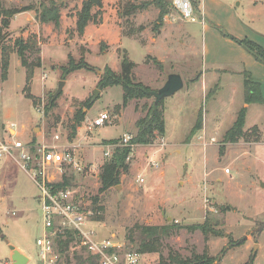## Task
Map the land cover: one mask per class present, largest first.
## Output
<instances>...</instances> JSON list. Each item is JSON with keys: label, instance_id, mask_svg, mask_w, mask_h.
Listing matches in <instances>:
<instances>
[{"label": "rangeland", "instance_id": "1", "mask_svg": "<svg viewBox=\"0 0 264 264\" xmlns=\"http://www.w3.org/2000/svg\"><path fill=\"white\" fill-rule=\"evenodd\" d=\"M42 1L45 0H0V10L31 7L28 11L36 18V9ZM54 1L62 3L59 28L41 23L37 18L33 25L25 24L19 17L14 19L18 13L9 18L4 44L12 46L20 36L35 35L37 41L43 42L38 54L42 64L34 69L25 89L26 69L17 54L10 53L7 76L4 80L0 78V141L12 140L14 131L7 129L10 124L15 125L20 133L18 138L23 142L29 139V142H35L34 128L39 129L37 136L42 132V140L46 143H52L54 134H58V143L62 146L86 135L87 138L80 140L83 145L76 155L81 171L71 168L67 172L74 176L71 185L77 198L92 212L94 221L88 223V227L103 238L123 244V249L128 252H136L141 227H160V250L140 253V264L156 263L170 252L184 258H189L192 252L206 253L208 257H218L217 264H264V129H259L258 142L240 139V144L233 143L230 150L226 149V144H221L224 131L231 125V116L241 109L244 99L242 92L239 94L236 90V86L240 89L239 84H242V77L236 71L244 69L245 65L251 68L250 63L255 60L237 40H250V37H256L254 29L264 27V0H199V9L200 4L203 5V18L196 12L194 22L185 13H182L184 17L177 11L169 15L164 20L165 25L172 27L181 22L189 31V48H185L188 55L184 58L178 57L182 52L177 39H168L172 31L169 27L160 40L141 46V42L157 35L152 29L159 12L156 6L145 9L143 16L137 15L143 10L129 18L118 14L128 1L138 4L151 0H101V9L92 8V12L100 10L101 20L89 24L100 27L106 23L111 35L124 38L120 46L109 47L110 39H101L98 35L95 45L89 49L79 42L80 35L75 28L76 14L84 0ZM190 1L197 7V0ZM202 19L205 27L200 25ZM140 26L143 29L138 31ZM129 30L136 32L128 35ZM122 50L136 64L133 69L135 79L149 90L159 89L170 73H179L185 87L161 100L166 129L171 133L170 144L158 137L149 145H134L127 161L128 169L119 175L120 188L112 186L100 191V167L108 159L103 157L105 140L120 142L124 135L133 136L135 121L145 115L147 106L154 101L153 97L134 99L116 109L123 99V89L119 85L100 90L92 101L103 69L109 66L120 70L119 51ZM149 52L158 57L157 61L162 60L161 67L158 68L152 57H146ZM69 55L75 63L83 57L92 69L81 68L62 79L61 66L67 64ZM26 56L33 59L37 55L26 53ZM204 61L206 63L202 64ZM260 66L256 75L261 79L264 99V65ZM201 70H207L208 77L210 71L217 73L202 96L198 94V84L190 82L199 78ZM61 80L65 81L62 92L55 105L45 113L44 106ZM27 92L39 96L36 106ZM86 100L92 104L83 109L84 120L73 134V116ZM192 106L194 113L197 112L193 115L196 118L192 125L201 116L208 123L212 137L202 138L198 135L199 130L188 133L189 128L184 131L176 127V119L178 125L183 124L177 117L178 110H181L180 116H185ZM251 108L248 124L254 121L257 109L256 106ZM105 110L110 115V122L86 130L89 121ZM240 146L244 149L240 150ZM13 153L17 155V151ZM225 168L232 169V173H225ZM38 195L29 174L10 156L0 160V264H12L9 245L26 253L27 264H39L36 239L42 235L43 225ZM93 197H97L94 210ZM207 218L218 235L210 232L204 235L200 230L188 229ZM161 227L166 228L165 231ZM53 248V264H76V256L83 257L87 253L76 240L63 251L55 240Z\"/></svg>", "mask_w": 264, "mask_h": 264}, {"label": "trees", "instance_id": "2", "mask_svg": "<svg viewBox=\"0 0 264 264\" xmlns=\"http://www.w3.org/2000/svg\"><path fill=\"white\" fill-rule=\"evenodd\" d=\"M154 5L158 8L159 12L155 20L154 26L152 27L153 32L156 34L159 32L160 27L163 24V18L167 15L172 7L169 0H151L143 1L138 4L128 1L123 10L118 12L119 16L129 18L140 10L147 9L149 6ZM101 9L102 2L101 0H84L81 10L76 14V32L79 35H82L85 27L89 23H99L100 19V10L92 12L93 7ZM61 8L62 3H57L54 0H45L39 3L38 8L36 9V18L39 22L44 24H52L54 28L60 27V18H61ZM30 8H21L13 10H0V78L4 80L7 76V70L9 65L10 53L15 52L20 60V63L26 69L27 73V83L25 89L28 88L29 81L33 75L34 69L41 66V57L40 54V45L37 41L35 35L27 36L26 38L18 37L13 42L12 46H6L4 44L5 39L8 37L7 28L9 25V18L14 14L28 11ZM143 26L138 28V31H141ZM136 31L129 30L128 35L134 34ZM237 42L245 48L252 56L259 62L264 64V48L255 42L248 39H240ZM120 53V70L115 71L111 67L106 66L103 69L102 74L99 77L97 82V88L102 90L107 87L119 85L123 89V99L122 104L117 105L116 109L125 107L131 100L142 99L150 97L147 92L150 91L147 86L135 79L133 74V69L135 63L132 62L125 50L119 51ZM26 53H34L37 56L33 59H30L26 56ZM80 62H74L72 57L68 56V62L66 65L61 66L62 70V79L68 73H71L75 70L81 68L92 69L85 59L80 58ZM152 61L159 67H161V62L157 61L156 58H151ZM27 96L32 99L34 106L37 104V98L32 96L30 92H27ZM56 100V99H55ZM55 100L49 98L48 103L44 106V112H48L54 105ZM244 102L249 103H262L260 86L257 82H252L249 79L244 80ZM92 102L86 100L83 102V105L77 108L73 118L74 122L71 125L72 133L75 134L77 128L80 127L82 121L85 117L84 108H89ZM245 115L246 109L241 108L237 113L236 119L233 122L232 126L223 134L222 145L225 143H236L240 139H243L246 142H258L259 141V129L257 126H253L247 130H244L245 124ZM136 133L133 135L130 143L134 145H149L153 141L162 137L165 133V122H164V110L162 107V102L157 104L154 101L147 106L146 113L144 116L139 117L135 121ZM202 127V117L199 116L190 130L189 133H195ZM117 140H105L104 144L107 143H116ZM223 148L220 147V151ZM131 152L130 146H120L117 147L110 158L104 160L101 165V170L99 172V178L101 181L100 191H105L112 186L119 184V175L122 171L128 169V164L126 161L127 156ZM73 174L65 172L63 178L60 182L51 185L53 191L64 189L68 186H72ZM97 202V197H93L92 205L93 210L95 209V203ZM96 208H100L97 206ZM94 221V220H93ZM211 221L207 218L203 223L194 224L188 227L190 231L200 230L204 235H207L209 232L213 235H218L212 228ZM160 227L157 226H144L140 228L139 237L137 240V249L136 253H151L158 252L161 248V235L159 233ZM163 231L166 228L161 227ZM164 233V232H163ZM78 238L73 231H66L64 236H57L56 242L60 250L63 251L67 249L68 244ZM225 248L222 250L224 254ZM253 257V256H252ZM219 258L208 257L206 253L201 255L194 252L191 253L189 258H184L176 252H170L166 258L160 257L159 261L153 264H217ZM76 264H99L97 257L90 253H86V256H76Z\"/></svg>", "mask_w": 264, "mask_h": 264}, {"label": "built area", "instance_id": "3", "mask_svg": "<svg viewBox=\"0 0 264 264\" xmlns=\"http://www.w3.org/2000/svg\"><path fill=\"white\" fill-rule=\"evenodd\" d=\"M190 3L186 0H172L173 7L181 14L185 13L191 16V20H195L191 15ZM108 122H110L109 113L106 110L102 111L96 118L89 121L86 130L91 131ZM132 137V135H124L120 142L105 144L103 157L110 158L113 151L120 146H130L132 150L134 146L130 143ZM85 138H87L86 135L83 140ZM59 139L60 136L54 134L52 143H46L44 140L23 142L19 139L0 141V160L10 156L29 174L39 191L37 202L43 225V233L36 239L39 264L54 263V241L57 236H64V233L69 230L75 232L78 246L97 257L99 264H140L138 253L124 250L123 244L111 238H103L88 227V223L93 221L92 212L77 198L72 186L52 190L51 185L60 182L69 169L73 168L77 171L82 169L76 156L81 147V141L75 144L72 141L67 142V145L62 146L58 143ZM14 150L17 151V155L13 153ZM224 172L229 173L230 169L225 168ZM139 181L143 179L139 178Z\"/></svg>", "mask_w": 264, "mask_h": 264}, {"label": "crops", "instance_id": "4", "mask_svg": "<svg viewBox=\"0 0 264 264\" xmlns=\"http://www.w3.org/2000/svg\"><path fill=\"white\" fill-rule=\"evenodd\" d=\"M186 1H189V3H190V0H186ZM171 2V7H172V9H171V11L167 14V15H165L164 16V18H163V24H162V26L160 27V29H159V32L157 33V35H156V37L154 38V37H151L148 41H146L145 43H143V42H141V46H147V45H149V44H153V43H155V42H157L158 41V39L160 40L162 37H163V33L165 32V30L166 29H168V27L170 28V30H172L171 31V35L170 36H168V39H169V37H171L173 40L176 38L177 40H176V42L178 43V48L181 50V52H182V54H179V58L181 57V58H184V57H186L187 55H188V53H187V51H186V49H188L189 48V46H188V41H189V39H190V35H189V31H187L185 28H184V26H182V23L180 22L177 26H173L172 25V27L171 26H168V25H165L164 24V20L165 19H168L167 17L169 16V15H171V14H175V12L177 11L181 16H182V14H181V12L178 10V9H176L175 7H173V5H172V0L170 1ZM198 3H199V0H197V7H195V6H193L192 5V3H190L191 5H190V7H191V11H192V13H191V15L194 17V19H195V21L197 20V14H196V12H200V17L201 18H203V14H201V10H203V5H201L200 4V9H199V5H198ZM145 10V9H144ZM142 11V12H140V13H138L137 15H139V16H143V12H146V11ZM33 13V12H32ZM19 17V20H22L23 22H25V24L26 23H30V25H33L37 20H36V18H34V13H33V17H32V15H31V13H30V11H24V12H21V13H18L17 15H15V17H14V19H17ZM183 17V16H182ZM32 19H33V22H32ZM171 21L173 22V20H174V17L172 16L171 18ZM14 21V20H13ZM60 21H61V18H60ZM191 21H193L194 22V20H191ZM201 23H200V25L202 26V27H205V24L203 23V19L200 21ZM262 23L264 24V21H262ZM171 25V24H170ZM61 26L62 27H64L63 26V24H61ZM107 27H106V23H103L100 27H95V25L93 26V25H90V24H88L86 27H85V29H84V32H83V34L82 35H80V36H78L79 38H80V43H82V44H84V45H87V47H88V49L90 48V47H93V45H95V43H96V39H97V37H98V35L99 36H101V39H105V40H107V39H110L109 40V47H117V45H121L122 44V41H123V38H124V36H121L120 38H118L117 37V35H111V33L110 32H108V30L109 29H106ZM110 28V27H109ZM253 31H255V36L257 37H250L251 39V41H253V42H255L256 44H258V45H260L261 47H263L264 48V27H262L261 29H257V30H253ZM103 32H104V34H103ZM174 32H176V34L174 33ZM125 37H127V36H125ZM172 41V40H171ZM171 41H170V43L169 44H171ZM138 42V41H137ZM43 43V42H42ZM42 43H41V41H39V45H40V48H41V45H42ZM139 43V42H138ZM186 48V49H185ZM173 50H174V48H173ZM146 57H152V58H154V57H156V56H154V55H152L150 52L149 53H147V55H146ZM156 59H158V57H156ZM255 59V58H254ZM161 63H163L162 62V60H159ZM248 62L250 61V60H247ZM254 62H251L250 63V65H251V68H248V67H246V65H245V63L242 61V63L245 65V67H244V69H240V70H238V71H236V74L237 75H241V77H242V84H239L240 85V89H239V86H236V90H237V92L239 91V94H241V92H242V96H243V98H244V80L247 78V79H249V80H251L252 82H257L258 84H259V86H260V89L261 88H263V86L261 87V79H259V77H258V75H256V72H258V71H260V69H259V67H261L260 65L261 64H263V63H261V62H259V61H257L256 59L255 60H253ZM204 63H206L205 61L202 63V64H204ZM261 63V64H260ZM41 64H42V59H41ZM136 65V64H135ZM264 65V64H263ZM135 68V67H134ZM115 71H116V69H115ZM179 74V73H178ZM210 74H211V76L210 77H208V72H207V70L206 71H204V70H201L200 71V76H199V78H196V79H193L192 81H190V82H193V83H196V84H198V94L199 93H201V96L204 94V92H206V90L208 89V86H209V82L211 81V80H214V76H216L217 75V73L216 72H214V71H210ZM168 76V75H167ZM181 76V75H180ZM44 77H45V75H43L42 76V79H44ZM166 79H167V77H166ZM183 85H184V83H183ZM183 87H185V86H183ZM261 91V90H260ZM32 96H34V95H32ZM34 97H36L37 99L39 98V96L37 97V96H34ZM41 97V96H40ZM261 97H262V95H261ZM240 100V99H239ZM262 100H263V102L262 103H249V104H246L245 102H244V99H243V102L241 103V105H240V107L241 108H245L246 109V115H245V124H244V130L245 129H249V128H251V127H253V126H257V128L258 129H260V130H263L264 129V127H263V124H264V99H263V97H262ZM253 106H256L257 107V109H256V114H255V119H254V121H252L251 123H247V118H248V114H249V112L253 109V108H251V107H253ZM239 110H240V108L239 109H237V111H236V113L234 114V116L232 117L231 116V125H230V127L232 126V124H233V122L235 121V119H236V116H237V113L239 112ZM195 112V110H194V108H193V106H192V108H190L186 113H184V115L185 116H180V114H181V110L179 109L178 110V112H177V117H180L181 118V120H182V125L180 124V125H178L176 122H178V119H176V121H174L175 122V124H176V127H178V128H183L184 129V131L185 130H188V128H189V131H188V133L190 132V130L192 129V127L194 126V124L192 125V121L193 120H195L194 118H196V117H194L193 118V115H196V113H194ZM188 113H189V116H188ZM184 117H186L185 119H184ZM193 118V119H192ZM253 118V117H252ZM197 120V119H196ZM164 122H165V133H164V135L162 136V138H163V140H164V142H166V144L168 145V144H170L169 142H168V139L171 137V133H168L167 132V129H166V120H165V118H164ZM9 127V128H8ZM229 127V128H230ZM80 128V127H79ZM228 128V129H229ZM7 129L8 130H10V129H12L13 131H14V134L12 135V139H19L18 138V135L20 134L19 132H18V130L15 128V125L14 124H10V125H8L7 126ZM228 129H226L225 131H224V133L228 130ZM35 130H36V128H34L33 129V135H34V137L36 138V140H35V142H39V141H41L42 140V132H40L39 134H38V136H37V134L35 133ZM212 133V131H208V123L207 122H204L203 121V118H202V127H201V129H199V132H198V135L200 136V137H204L205 136V138H207V135H210ZM223 133V134H224ZM184 134V133H183ZM188 136V135H187ZM213 135H210V137H212ZM31 138V137H30ZM41 138V139H40ZM83 138H84V136H82V137H80V139H78L77 141L76 140H74V141H72L73 142V144H75V143H79L80 142V140H83ZM19 140H21V139H19ZM30 141V139L27 141V142H29ZM76 141V142H75ZM171 144H173V145H176L177 143H171ZM222 144V143H221ZM226 145H227V150H230V147L232 146V145H234L233 143H225ZM229 144V145H228ZM236 144V146H237V144H240V142H238V143H235ZM81 146L83 145L82 144V142H81V144H80ZM239 147V146H238ZM241 147V149L240 150H243L244 148L242 147V146H240ZM232 173V169H231V171H230V174ZM28 174V173H27ZM19 248V247H18ZM22 250V249H21ZM23 251V250H22ZM24 252V251H23ZM25 253V252H24ZM26 254V253H25Z\"/></svg>", "mask_w": 264, "mask_h": 264}, {"label": "water", "instance_id": "5", "mask_svg": "<svg viewBox=\"0 0 264 264\" xmlns=\"http://www.w3.org/2000/svg\"><path fill=\"white\" fill-rule=\"evenodd\" d=\"M64 84H65L64 80L59 81L55 92L52 94V100H55L58 97V95L61 94ZM182 87H183L182 77L178 73H170L167 76V79L164 82V84L159 89H157L156 91L150 90L147 92V94L150 97H153L154 103L157 104L163 98L174 94L175 92L180 90ZM99 92H100L99 89H94L92 101L95 100V98ZM38 130L39 129L36 128L35 133ZM262 185H263V183L261 184V186ZM116 188L118 189V188H120V186L116 185ZM159 233H160V231H159ZM256 248H257V246H255V249ZM9 249H10V252H9L10 253V261L12 264H27L28 263L29 257L20 248L13 246V245H9Z\"/></svg>", "mask_w": 264, "mask_h": 264}]
</instances>
